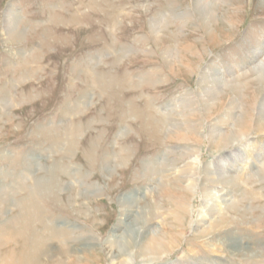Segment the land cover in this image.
<instances>
[{
    "label": "rangeland",
    "instance_id": "obj_1",
    "mask_svg": "<svg viewBox=\"0 0 264 264\" xmlns=\"http://www.w3.org/2000/svg\"><path fill=\"white\" fill-rule=\"evenodd\" d=\"M263 100L264 0H0V264H264Z\"/></svg>",
    "mask_w": 264,
    "mask_h": 264
},
{
    "label": "bare ground",
    "instance_id": "obj_2",
    "mask_svg": "<svg viewBox=\"0 0 264 264\" xmlns=\"http://www.w3.org/2000/svg\"><path fill=\"white\" fill-rule=\"evenodd\" d=\"M207 4V3H206ZM211 15V14H210ZM27 61V60H26ZM27 65H32V61L31 62H29ZM30 67V66H29ZM264 101V100H263ZM236 103V102H235ZM264 111V102L262 103V105H261V112H260V117H261V115L264 113L263 112ZM259 123H263L264 121L263 120H259L258 121ZM29 166V165H28ZM26 170V169H25ZM21 174V173H20ZM21 176L23 177V176H25L24 174L22 175L21 174ZM13 177H15V176H13ZM17 177V176H16ZM15 180V179H14ZM46 180V179H45ZM37 181V183H38V180H36ZM50 181H51V179H50ZM49 181V183L51 184V182ZM43 183V182H42ZM46 183H48V182H46ZM17 186H20L21 184H16ZM45 186V185H44ZM49 186V184L48 185H46V188L47 189H49L50 188V186ZM36 187V186H35ZM40 190V189H39ZM150 208V207H149ZM146 210H148L147 208H146ZM27 212V211H26ZM144 213V212H143ZM23 214V213H22ZM14 220V219H13ZM16 220V219H15ZM18 220V219H17ZM6 222V221H5ZM16 222V221H15ZM14 222V223H15ZM19 223V222H18ZM14 225V224H13ZM11 227V226H10ZM9 227V228H10ZM2 228H3V230H1L0 229V233H5V234H3V235H6V233H9V235H10V237H13V236H15V237H17L18 236V233H16V232H14L13 230H11V229H9V230H6L7 228L6 227H4V226H2ZM5 228V229H4ZM16 228V227H15ZM16 230V229H15ZM65 230V229H64ZM17 231V230H16ZM58 231V230H57ZM62 233V232H61ZM67 234V233H66ZM64 236H65V234H64ZM68 236V235H67ZM62 237V236H61ZM63 240V239H62ZM61 240V241H62ZM68 240V239H67ZM66 241V240H65ZM159 241V240H158ZM158 241H156V242H158ZM10 242H15V241H10ZM10 242H7V243H10ZM68 242V241H67ZM6 243V244H7ZM6 244H4V245H6ZM68 244V243H67ZM161 244V243H160ZM166 244H168V243H166ZM3 245V246H4ZM2 246V247H3ZM160 248V247H159ZM1 249V248H0ZM67 250V249H66ZM147 251H149V250H147ZM155 251V250H154ZM68 252H70V251H68ZM25 254V255H24ZM1 256H3V258H4V260H2V264H35L34 263V261L35 260H33V258H30L29 256L30 255H28V256H26V253L25 252H21V253H17L16 251H14V250H9L8 252H5L4 253V255H1ZM25 256V257H24ZM260 256V255H259ZM0 262H1V260H0Z\"/></svg>",
    "mask_w": 264,
    "mask_h": 264
}]
</instances>
